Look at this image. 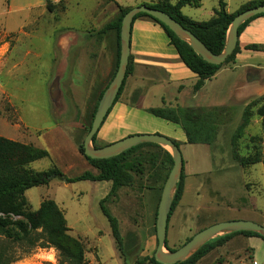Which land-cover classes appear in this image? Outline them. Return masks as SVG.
Returning a JSON list of instances; mask_svg holds the SVG:
<instances>
[{
	"label": "rangeland",
	"instance_id": "1",
	"mask_svg": "<svg viewBox=\"0 0 264 264\" xmlns=\"http://www.w3.org/2000/svg\"><path fill=\"white\" fill-rule=\"evenodd\" d=\"M224 1L227 11L234 13L252 0ZM151 2L154 0H0V136L48 151L49 158L35 161L29 168L46 171L56 167L63 178L56 177L48 185L27 190L26 197L33 211L46 199L59 205L65 213L70 235L86 241L88 249L91 248L93 255L87 256L89 264H124L100 206L112 183L91 180L67 183L64 179L90 171L75 157L76 145L83 144L87 135L84 125L90 122L98 89L112 79L104 81L100 70L91 73L86 68H89L87 55L83 54V62L76 68L68 69L67 59L71 63L73 53L79 50L72 45L86 42L89 32L99 38L108 64L114 53L116 33L103 31L104 27L118 18L120 8ZM218 2L203 0L201 9L188 7L186 13L198 20H208ZM259 45L264 46V43ZM235 75L225 72L213 78L202 91L201 102L217 92L221 98L216 102L229 105L233 97L240 101L259 90L256 86L254 89L239 86L233 96L230 86H233ZM227 82L231 85L225 88ZM220 113L224 122L228 121L223 130L231 131L226 130L221 140L213 145H218L215 164L210 160V145L180 144L189 176L176 228L167 233L168 247L172 250L179 249L197 232L218 222L250 220L264 225L263 164L240 167L231 155L230 138L241 122L242 105L233 103ZM237 144L243 156L259 152L264 157V125L256 113ZM143 152L151 154L153 150ZM147 175L136 177L131 186L121 188L105 202V207L118 219L127 244L135 237L131 249L125 250L126 264H138L155 253V249L145 253L146 241L142 243L138 238L139 234L143 240L146 234L156 236L152 224L155 191L147 186L153 181L151 176L146 178ZM144 185L147 186L145 191L139 188ZM161 186L162 180L159 190ZM161 193L158 196L161 197ZM200 215L199 224L197 217ZM41 250L51 252V259L58 264V252L53 248H36L30 255ZM197 264H264V241L237 234Z\"/></svg>",
	"mask_w": 264,
	"mask_h": 264
},
{
	"label": "trees",
	"instance_id": "2",
	"mask_svg": "<svg viewBox=\"0 0 264 264\" xmlns=\"http://www.w3.org/2000/svg\"><path fill=\"white\" fill-rule=\"evenodd\" d=\"M144 4L168 13L182 26L198 37L210 51L219 54L225 47L228 28L234 17L249 8L264 4V0L250 1L242 5L234 13H229L227 11V3L224 0H219L218 7L214 9L213 17L207 21H196L182 13V9L185 6L200 7L202 5V0H177L175 3H173L172 0H154L152 3ZM130 9L131 8H120L118 18L108 23L103 29V31L114 30L116 33L117 57L112 79L119 65L121 22L124 15ZM263 16L264 14L256 16L242 24L239 28V35L244 32L252 21ZM141 17H147L153 20L164 29L170 39V44L176 48L182 62L198 76V80L193 88L194 92L200 91L205 86L206 82L212 79L223 67L234 63L236 55L241 51L238 42L233 54H231L223 64H210L199 56L189 43L180 39L167 26L155 18L145 13H140L134 18V22ZM245 49L264 52V46L259 44L247 45ZM131 73L132 63L130 56L126 79ZM125 81L120 89L116 102L122 94ZM105 89L97 98L95 107L91 113L90 122L84 125L87 129V133L91 128L94 114ZM222 111L223 110L216 109L212 112L198 114L191 110L185 111L180 108L172 107L153 108L148 110L150 114L156 117L180 125L187 136L188 144L208 145H213L215 143L219 129L221 125L224 124V120L220 113ZM254 113L262 118V124L264 125V95L251 101L245 107L241 122L238 124L231 137L232 158L242 167H249L260 163H262L264 167V157H262L259 152L253 155L243 156L237 150V143L243 138ZM97 135L98 133L93 138V144L96 147H98L96 145ZM173 141L180 147L179 142ZM144 148H152L153 152L151 154L142 153V149ZM78 150L90 165L98 171V174L94 175L92 172L87 171L78 177L73 179L67 178L65 180L67 183L85 180L111 181L113 183L109 195L101 200L100 206L103 214L108 219L120 256L124 260V264H126L125 250L131 249L132 241L135 240V237L130 238V243L127 244L121 234L118 219L105 207V202L110 197L117 195V192L121 188L131 186L136 177L142 178L148 173V175L153 178L157 175V166L163 165L165 171L161 174L162 186L159 190L160 194L169 172L172 169V156L167 150L156 144H141L110 159H92L87 157L84 154L83 144L78 145ZM45 158H49V153L46 149L0 136V264H13L18 262L32 254L33 250L36 248L55 249L58 252V264H89L83 242L70 235L66 217L54 200L46 199L42 201L39 209L36 211H33L30 207L26 197L27 190L41 185H48L53 178H63V174L56 167L46 171H36L29 168L31 163ZM184 179L185 175L183 169V174L174 195L170 216L182 199L184 193ZM159 197L160 195L158 196V200H160ZM157 209L158 205H156L154 215L155 231ZM237 234L248 237H259L264 241V239L255 232H234L206 243L190 258L177 264H197L209 252L224 246L232 236ZM166 247L172 250L168 247L167 241ZM138 264L161 263L157 262L154 255H152L150 257H145L139 261Z\"/></svg>",
	"mask_w": 264,
	"mask_h": 264
},
{
	"label": "crops",
	"instance_id": "3",
	"mask_svg": "<svg viewBox=\"0 0 264 264\" xmlns=\"http://www.w3.org/2000/svg\"><path fill=\"white\" fill-rule=\"evenodd\" d=\"M176 1L172 0L173 3ZM188 7L191 6H185L182 9V13L185 16L196 21H207L198 20L193 15L186 13ZM202 7L203 0L200 7L192 8L201 9ZM217 7H213L212 12L210 13L212 17L214 15V9ZM82 27L83 26H81V28ZM85 28L86 27L84 26L83 29ZM85 30H88V28ZM260 43H264V17H259L254 20L240 35L239 44L241 51L236 55L235 62L223 67L213 77H218L225 72L235 73V81L233 86H230V91L232 92L233 96L237 94L238 89L240 88L239 86H247L253 89L256 86L259 88V90L256 93L253 92L252 95L245 99H240V101L233 97L229 105L228 103H223V105H220V103L216 102L221 98L220 96H217V92L209 95L208 100L201 102V93L205 89L207 83L212 81L213 78L208 80L200 91L194 92L193 88L198 80V76L182 62L176 48L170 44V39L164 29L159 24L147 17L138 18L133 23L131 34L130 56L132 63V73L125 81L119 100L112 107L110 113L102 124L97 135L96 144L98 146H106L135 134H162L169 136L172 140H175L182 145H186L187 136L180 125L156 117L148 112L149 109H155L156 107L160 106L180 108L185 111L191 110L195 113L203 114L212 112L216 109L223 111L224 109L228 110L229 107L235 103L242 105L244 111L245 107L251 101L264 95V74L262 73L264 72V52L245 49L247 45ZM72 47H77L79 50H76V52L73 53V56L70 59L71 63L67 59L68 69H70V67L72 68V66L73 68L79 67L83 62L81 58L84 54V56L87 55L89 58V68H86L91 73H99L100 70L104 81L106 78L108 81L112 79L117 57L116 40L114 53L113 56L109 58L110 61L108 60V64L105 61V55L99 38L93 33L90 34L88 32L86 42L83 41L79 46L73 44ZM78 55L80 56L78 57ZM69 56L70 55L68 53V57ZM99 64H101L100 69ZM105 84H107V82L104 83L102 88H99L100 90L98 89L96 95L99 96L106 88L108 84ZM229 85H231V83L227 82V86L225 88H228ZM190 103H193V105H189ZM227 122L228 121H225L224 124L221 125L215 142H217V140L220 141L222 136L225 134L227 129L223 130V127L227 124ZM227 131L229 132L231 129ZM213 145L209 146L211 151L210 160L215 164L217 159L218 145ZM76 147L78 152H76L75 157L81 160L83 167H88L90 172H92L94 175L98 174V171L94 169L83 156H80L82 154L79 152L77 145ZM142 150H152V148H144ZM236 164L239 165L238 163ZM69 168H72L71 165ZM156 171L157 175L152 178L153 181H150L151 184L147 185L150 186L153 191H155V200H153L154 208L152 211V224H154V215L159 194V185L161 183V174L165 171L163 165H158ZM184 175V193L181 201L170 216L167 233L176 228V219L180 214V206L182 205L181 203L187 189V178L189 173L186 171L185 166ZM148 176L150 175H147L146 178ZM147 186L144 185L143 187L140 186L139 188L145 191ZM109 193L104 198H106ZM197 218V222L200 224L201 215ZM145 236L147 237L144 240L141 239L142 237L140 234L138 237L141 242L146 241V245L144 247L145 253H150L154 249L156 250L158 244L156 236L151 233L146 234ZM246 237L248 238V236ZM77 239L81 240L80 238ZM81 241L85 246L86 255H93L90 250L91 248L88 249L87 242L83 240ZM93 250L94 252L98 253L97 250ZM51 255V252L41 250L39 253L30 255L13 264H56V261L51 259Z\"/></svg>",
	"mask_w": 264,
	"mask_h": 264
},
{
	"label": "water",
	"instance_id": "4",
	"mask_svg": "<svg viewBox=\"0 0 264 264\" xmlns=\"http://www.w3.org/2000/svg\"><path fill=\"white\" fill-rule=\"evenodd\" d=\"M140 13H145L163 23L180 39L189 43L194 51L206 62L220 65L223 64L236 49L240 37V26L256 16L263 15L264 4L249 8L234 17L228 28L225 47L219 54L210 51L198 37L182 26L168 13L151 8L145 4L131 8L124 15L121 22L118 69L98 103L91 128L83 142L84 154L92 159H110L141 144H156L163 147L171 154L173 166L164 183L156 216V238L158 244L154 257L155 260L161 264H177L183 262L190 258L206 243L220 235L225 236L234 232L248 231L255 232L264 239V225L250 220H230L218 222L203 228L177 250L167 249L168 221L172 210L174 195L184 169V159L179 146H177L171 138L160 134H135L103 147L94 146L93 138L99 132L110 110L114 106L120 89L126 79L131 54L132 26L134 18Z\"/></svg>",
	"mask_w": 264,
	"mask_h": 264
},
{
	"label": "flooded vegetation",
	"instance_id": "5",
	"mask_svg": "<svg viewBox=\"0 0 264 264\" xmlns=\"http://www.w3.org/2000/svg\"><path fill=\"white\" fill-rule=\"evenodd\" d=\"M170 219V218H169ZM169 222V221H168ZM168 231V230H167Z\"/></svg>",
	"mask_w": 264,
	"mask_h": 264
}]
</instances>
